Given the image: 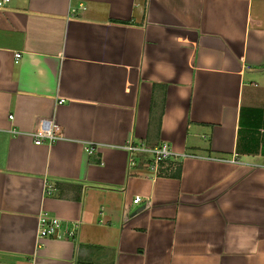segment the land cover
Masks as SVG:
<instances>
[{"label":"crops","instance_id":"crops-1","mask_svg":"<svg viewBox=\"0 0 264 264\" xmlns=\"http://www.w3.org/2000/svg\"><path fill=\"white\" fill-rule=\"evenodd\" d=\"M0 264H264V0L5 2Z\"/></svg>","mask_w":264,"mask_h":264},{"label":"built area","instance_id":"built-area-1","mask_svg":"<svg viewBox=\"0 0 264 264\" xmlns=\"http://www.w3.org/2000/svg\"><path fill=\"white\" fill-rule=\"evenodd\" d=\"M9 0H1L0 7ZM21 54L16 52L14 54V63L17 64ZM12 118V116H9ZM61 132L56 123H51L47 127L42 128L41 130L34 133L35 144H40L43 139L48 140V143H52L61 137ZM125 149L128 153V168H133L135 166V154L138 152L146 153L150 156L148 161H145L143 164L147 170L153 174V176H159L162 174H170L175 172L179 168L180 162L174 156L171 148L168 144H159L156 147H147L145 145H137L131 142H128L125 145ZM85 151L88 154H93L95 148L92 145H86ZM53 187L51 184H47L46 193L50 194ZM141 198L136 196L133 200V204H139ZM147 203V202H146ZM126 207H124V214H126ZM125 216V215H124ZM39 238H57L61 239L64 237L75 236L76 231L79 226V222H64L57 218L56 216L48 214V212H43L39 215L38 220Z\"/></svg>","mask_w":264,"mask_h":264},{"label":"trees","instance_id":"trees-1","mask_svg":"<svg viewBox=\"0 0 264 264\" xmlns=\"http://www.w3.org/2000/svg\"><path fill=\"white\" fill-rule=\"evenodd\" d=\"M180 170V169H179ZM179 170H177L176 172H175V174H172L174 177H178L179 176Z\"/></svg>","mask_w":264,"mask_h":264},{"label":"water","instance_id":"water-1","mask_svg":"<svg viewBox=\"0 0 264 264\" xmlns=\"http://www.w3.org/2000/svg\"><path fill=\"white\" fill-rule=\"evenodd\" d=\"M141 209H143V207H142V208H139L138 210H136L135 212H133V214L137 213V212L140 211Z\"/></svg>","mask_w":264,"mask_h":264}]
</instances>
